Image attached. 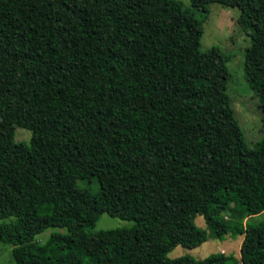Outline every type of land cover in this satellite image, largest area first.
Returning <instances> with one entry per match:
<instances>
[{"label":"trees","instance_id":"16d2710c","mask_svg":"<svg viewBox=\"0 0 264 264\" xmlns=\"http://www.w3.org/2000/svg\"><path fill=\"white\" fill-rule=\"evenodd\" d=\"M188 1L0 0V243L15 264H264V219L249 221L264 213V0ZM214 2L238 7L250 40L253 147L226 93L232 54L200 49L191 9ZM102 213L133 224L88 232ZM50 227L66 232L38 242ZM228 232L239 260L168 256Z\"/></svg>","mask_w":264,"mask_h":264},{"label":"rangeland","instance_id":"374dc122","mask_svg":"<svg viewBox=\"0 0 264 264\" xmlns=\"http://www.w3.org/2000/svg\"><path fill=\"white\" fill-rule=\"evenodd\" d=\"M184 6H190L188 0H179ZM203 23V33L200 39V49L207 50L212 46H218L225 52L232 54V59L227 63L230 73L226 93L230 99V107L233 110L234 117L242 131L243 138L249 147L262 139L261 131V108L257 95L249 87L244 76L243 60L245 48L249 45V38L242 33L237 23L239 15L238 7H223L214 2L208 6L207 11L191 9ZM15 140L27 141L30 137V131L17 127L15 129ZM80 187L85 184L78 182ZM95 184L90 188H95ZM264 219V213L253 216L250 222L257 223ZM195 223L200 228H205V222L202 216L195 217ZM132 221L122 220L111 217L106 213L98 216L95 223L87 227L88 232H96L102 229H111L119 227H130ZM57 227H50L36 236L38 242L42 243L53 231L66 232L58 230ZM209 235L210 232L208 231ZM243 235L224 233L219 237L208 236L199 246L194 248H185L180 245L174 247L169 253V257H177L188 254L195 258H203L216 251L224 252L227 255L239 260V249ZM12 246L0 243V263L15 264L11 254Z\"/></svg>","mask_w":264,"mask_h":264}]
</instances>
